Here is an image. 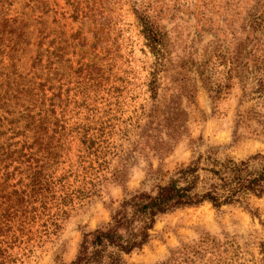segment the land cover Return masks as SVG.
<instances>
[{
  "label": "rangeland",
  "instance_id": "374dc122",
  "mask_svg": "<svg viewBox=\"0 0 264 264\" xmlns=\"http://www.w3.org/2000/svg\"><path fill=\"white\" fill-rule=\"evenodd\" d=\"M56 1V19L69 35L81 27L89 42L111 49L107 89L90 93L91 112L81 107L79 116H72L74 123L91 116L105 123L106 153L82 173L79 142L72 143L59 174L73 164L68 188L84 187V196L78 194L67 214L48 224L49 231L40 223L27 243L10 250L16 264H71L85 235L106 229L125 201L155 192L200 157L264 156V83L259 81L264 62L246 55L236 63L237 54L254 48L251 25L264 17V0H78L89 15L83 27L70 19L65 0ZM140 18L164 35L156 95L148 86L156 58L146 46ZM53 19L51 14L48 26ZM72 58L76 69L79 58ZM61 72L71 83L65 89L71 87L72 96L79 93L76 76L67 66ZM124 261L264 264V197L251 198L248 207L216 209L204 203L162 215L152 240Z\"/></svg>",
  "mask_w": 264,
  "mask_h": 264
},
{
  "label": "trees",
  "instance_id": "16d2710c",
  "mask_svg": "<svg viewBox=\"0 0 264 264\" xmlns=\"http://www.w3.org/2000/svg\"><path fill=\"white\" fill-rule=\"evenodd\" d=\"M65 1L70 19L83 27L89 15L81 2ZM58 7L56 0H0V264H16L10 250L27 243L29 236L36 234V225H56L76 196H84V187L68 188L73 164L59 174L72 143L79 142L78 169L82 173L91 168L94 157L106 153L105 123L98 124L93 116L74 123L72 116H79L81 107L91 112L90 93L107 89L111 49L89 42L81 27L69 35L67 26L56 19ZM51 14L54 19L48 26ZM61 15L66 18V13ZM140 23L146 46L156 58L148 84L149 92L156 95L164 35L150 21L140 18ZM251 28L256 43L249 53L237 54V65L246 55L264 62V17H256ZM93 34L95 39L97 31ZM72 57L79 58L76 69ZM65 66L76 76L79 93L73 96L71 87L65 89L71 84L63 81ZM259 81L264 83V74ZM79 95H83L82 103ZM80 172H75L78 178ZM263 197V155L246 160L200 157L181 166L155 192L125 201L106 229L85 235L71 264H125L124 256L142 250L152 240L162 215L204 203L216 209L248 207L251 198Z\"/></svg>",
  "mask_w": 264,
  "mask_h": 264
}]
</instances>
